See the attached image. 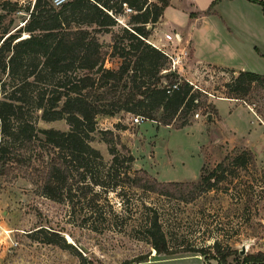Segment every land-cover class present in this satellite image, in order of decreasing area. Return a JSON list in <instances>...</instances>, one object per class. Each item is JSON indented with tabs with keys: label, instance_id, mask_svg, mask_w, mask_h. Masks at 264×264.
<instances>
[{
	"label": "trees",
	"instance_id": "obj_1",
	"mask_svg": "<svg viewBox=\"0 0 264 264\" xmlns=\"http://www.w3.org/2000/svg\"><path fill=\"white\" fill-rule=\"evenodd\" d=\"M170 1L67 0L54 7L49 0H34L32 6L0 0V174L12 166L31 168L40 174L45 197L67 202L83 199L87 204H95L101 192L122 196L140 190L164 198L169 205L190 203L221 188L230 192L220 184L228 178L233 182L239 171L254 166L249 150L226 156L196 181H158L145 171L132 170L133 157L112 131L100 132L112 157L109 162L90 145L99 115L127 113L163 126L178 123L177 129H183L192 125L191 118L198 112L206 118L218 114L207 102V93L168 72V58L149 44ZM248 1L260 5L264 13L263 1ZM123 5L131 15L121 26ZM19 13L25 16L14 26ZM101 34H112L110 55L119 60L116 69L105 67ZM213 67L230 75L222 85L226 99L255 95L264 101V75ZM33 113L40 114L33 117ZM36 120H64L69 129H40ZM144 208L148 212L139 231L158 257L193 252L226 264L229 255L238 253L218 240L197 248L170 244L157 208ZM46 242L73 248L62 237L60 241L49 237ZM241 258L237 264H264L263 251Z\"/></svg>",
	"mask_w": 264,
	"mask_h": 264
},
{
	"label": "rangeland",
	"instance_id": "obj_2",
	"mask_svg": "<svg viewBox=\"0 0 264 264\" xmlns=\"http://www.w3.org/2000/svg\"><path fill=\"white\" fill-rule=\"evenodd\" d=\"M9 1L32 6L34 0ZM180 2L187 8L186 1ZM246 3L249 12L262 15L260 5ZM130 15L124 12L118 18L121 26L128 23ZM24 16L17 14L14 26L19 25ZM167 30L168 22L163 19L155 31V39L162 38ZM111 37L112 34H101L98 40L105 67L116 69L119 60L110 55ZM168 43L170 45L164 49L182 61L176 72L180 77L207 93L210 104L225 98L221 93L222 85L230 78L228 73L213 65L193 63L191 46L179 51L177 46ZM262 65L263 68L257 69L249 66V72L264 75V60ZM236 101L247 105L253 116L243 113L246 121L242 123L243 129H255L264 134V127L256 124L257 121L264 125V113L260 112L264 107L263 99L252 95ZM216 106L218 114L209 120L201 112L193 115L191 126L198 123L201 127L197 128L177 129L178 123L163 126L157 121L127 113L114 117L99 115L90 145L100 152L105 162H109L112 157L100 132L112 131L133 157L132 170L145 171L158 181H196L226 156L233 157L249 150L254 156V166L239 171L233 182L228 178L220 184V187H229L230 192H224L223 188L212 190L190 203L173 205L164 198L140 190L122 196L101 192L95 198V204H87L83 199L55 201L41 194L40 174L31 168L12 166L0 174V264H218L215 258L205 260L193 252L158 257L139 231L142 218L148 212L144 205L156 207L162 215L170 244L197 248L211 246L218 240L238 251L229 255L226 264H237L242 256L256 253L264 243V148H258L259 141L247 145L245 139L234 138L228 132L233 123L227 114L228 103L217 102ZM39 114L33 113V117ZM137 117L143 119L140 124L133 122ZM159 117L160 113L155 119ZM36 126L63 132L69 129L64 120H36ZM117 149L121 151L120 146ZM46 156L44 160H47ZM49 237L59 241L62 237L73 248L47 243ZM243 245L245 250L241 254ZM171 257L174 258L164 259Z\"/></svg>",
	"mask_w": 264,
	"mask_h": 264
},
{
	"label": "crops",
	"instance_id": "obj_3",
	"mask_svg": "<svg viewBox=\"0 0 264 264\" xmlns=\"http://www.w3.org/2000/svg\"><path fill=\"white\" fill-rule=\"evenodd\" d=\"M187 8L181 6L180 0H171L161 20L155 25L149 37V44L157 47L169 46L165 35H170L172 46H177L179 51H185L191 46L193 63L210 64L234 70L249 71V66L263 68L264 60V13L256 16L248 11V0H183ZM263 1V0H261ZM216 2L214 6H211ZM255 4V3H254ZM257 5V4H256ZM224 11H221V8ZM220 9V10H219ZM196 14L191 18L190 14ZM214 14H217L215 16ZM166 19L169 30L161 38L155 39V31ZM171 50V49H170ZM217 102L228 103V115L233 119L228 132L238 139H245L247 145L260 142L258 148H264V134L255 129H243L245 124L243 113L249 112V107L241 101L220 98ZM252 116V114H251ZM253 117V116H252ZM252 125L253 122H250ZM258 127H264L258 123ZM201 127L198 123L189 127ZM264 129V128H263ZM260 134V136H258ZM252 149V148H250ZM264 252V243L257 248ZM164 258V259H173ZM163 260V259H159ZM156 260V261H159Z\"/></svg>",
	"mask_w": 264,
	"mask_h": 264
},
{
	"label": "built area",
	"instance_id": "obj_4",
	"mask_svg": "<svg viewBox=\"0 0 264 264\" xmlns=\"http://www.w3.org/2000/svg\"><path fill=\"white\" fill-rule=\"evenodd\" d=\"M49 1H50L51 5L54 7H60L67 2V0H49ZM123 8H124L125 13H131V10L128 7H126L125 5H123ZM165 40L168 42H171L172 38L170 35H165ZM156 48L158 50H160L168 58L169 66H170L169 71H172L173 73L178 72L179 71L178 67L180 66V64L182 62L181 59L179 57H173V55H171L170 52H167L169 50L164 49V48H166L165 46H162L160 48L156 47ZM187 82L192 85L191 82H189V81H187ZM142 121H143V119L139 118V117H137L133 120L134 124H140Z\"/></svg>",
	"mask_w": 264,
	"mask_h": 264
},
{
	"label": "water",
	"instance_id": "obj_5",
	"mask_svg": "<svg viewBox=\"0 0 264 264\" xmlns=\"http://www.w3.org/2000/svg\"><path fill=\"white\" fill-rule=\"evenodd\" d=\"M208 120H209V117H208ZM244 250H245V246L243 245V246H242V248H241V251H240V252H241V254H243V253H244ZM201 257L204 259V256H201Z\"/></svg>",
	"mask_w": 264,
	"mask_h": 264
}]
</instances>
